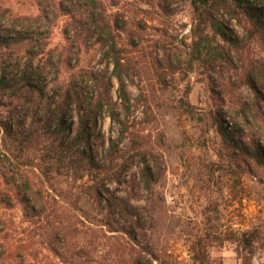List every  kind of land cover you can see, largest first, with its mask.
Masks as SVG:
<instances>
[{"label": "rangeland", "instance_id": "1", "mask_svg": "<svg viewBox=\"0 0 264 264\" xmlns=\"http://www.w3.org/2000/svg\"><path fill=\"white\" fill-rule=\"evenodd\" d=\"M99 2L127 52L140 140L109 116L119 82L93 0H0V264H264V0L217 6L207 24L191 0ZM205 31L224 57L199 54ZM104 80L113 106L77 139L73 94L97 101Z\"/></svg>", "mask_w": 264, "mask_h": 264}, {"label": "trees", "instance_id": "2", "mask_svg": "<svg viewBox=\"0 0 264 264\" xmlns=\"http://www.w3.org/2000/svg\"><path fill=\"white\" fill-rule=\"evenodd\" d=\"M232 0H191L193 7L198 12L200 19L203 23L207 24L209 21V10L215 9L217 6H223L227 9H231L230 3ZM93 7L90 8L89 16L92 22L91 33L96 34L98 36V40L101 43L102 47L106 52V59H108L109 64L113 67V75L119 82V98L122 104V111L118 112L112 110L109 114L112 119V123L118 124V129L120 131V139H131V140H140L142 137L141 134L136 129V123L131 119L135 110H137V105L133 103L132 98L129 94L128 90V78L131 77V67L129 65V61L127 58V52L119 45V42L116 39L115 30L111 21L105 15V9L103 8L101 2L99 0H93ZM211 28L214 31V34L222 36L227 39V30H229L224 24L221 22L213 21L211 23ZM206 32V31H205ZM198 37L195 40V47L197 48L199 54L202 53H210L211 59H220L224 57V53L221 50H218L216 46H214L209 33H198ZM0 82L4 83V80H0ZM102 90H99L98 100L95 101L91 99L88 101L86 97L83 98L82 94L79 92H75L73 94V99L75 100L76 106H78L79 113V126H78V138L80 140H84L88 137V132L91 130L92 120L95 122L96 117L95 114L98 108L103 105V101L109 104L111 107L113 106V101L110 96V81H103ZM70 98L69 91L66 94ZM65 112L58 114V132H62L65 129ZM8 135L13 138L12 133L5 128ZM15 139H20L19 136L16 135ZM23 140V138L21 139ZM10 173L14 175V183L19 186V189L22 188L23 177V161L15 160L14 167L10 168ZM151 173V168L147 164L145 168H143V174L149 175ZM26 183L29 185V179L26 175ZM16 185V186H17ZM17 186V187H18ZM99 188L101 186L99 183L88 190L91 193L98 194ZM114 203L119 207L122 211L123 202L119 199L113 198ZM23 202V198L21 199ZM153 211L156 212V209L153 208ZM108 219L105 220L103 225H106L111 232H120L121 229L118 226H115L114 221L111 217L107 216ZM247 241H250L249 239ZM147 258V257H146ZM148 263L149 264H177L176 259L170 254H156L155 252L149 254ZM137 264H141L140 261L136 262Z\"/></svg>", "mask_w": 264, "mask_h": 264}]
</instances>
